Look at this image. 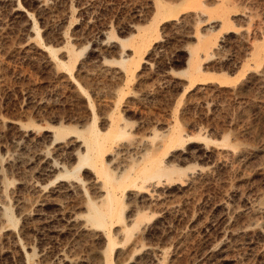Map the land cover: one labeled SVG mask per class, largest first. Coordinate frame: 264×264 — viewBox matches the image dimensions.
<instances>
[{
	"label": "rangeland",
	"instance_id": "374dc122",
	"mask_svg": "<svg viewBox=\"0 0 264 264\" xmlns=\"http://www.w3.org/2000/svg\"><path fill=\"white\" fill-rule=\"evenodd\" d=\"M95 115L125 129L114 172L168 168L118 190L111 264H264V0H0V207L17 225L0 216V264H107L84 221L106 189L92 166L65 176L86 144L53 128Z\"/></svg>",
	"mask_w": 264,
	"mask_h": 264
},
{
	"label": "bare ground",
	"instance_id": "6f19581e",
	"mask_svg": "<svg viewBox=\"0 0 264 264\" xmlns=\"http://www.w3.org/2000/svg\"><path fill=\"white\" fill-rule=\"evenodd\" d=\"M11 1V0H10ZM15 4V3H14ZM159 7V6H158ZM165 7V6H164ZM163 8L162 7H159ZM168 10H166L167 12ZM164 12V11H163ZM162 13V12H161ZM171 13V12H169ZM168 14V13H167ZM161 15V14H158ZM206 43V42H203ZM213 46V45H211ZM201 47H203L201 45ZM50 50H52L50 47H48ZM212 48V47H209ZM54 55L56 54L53 51ZM194 55V54H193ZM208 55V54H207ZM193 56L190 59V62H192ZM125 62V61H124ZM127 63V62H125ZM61 66L66 67L71 71V68L69 65L61 61ZM200 68V67H199ZM193 69V68H192ZM200 70V69H199ZM193 71V73L199 71ZM191 76V75H190ZM91 107L94 109V104L91 103ZM113 118V117H112ZM93 123L89 124L90 126L85 130L86 132L79 133L76 129H73L72 127L69 126H54V131H55V137L56 139L61 138V136L65 135L67 132H76L84 139V143L86 144V153L83 155H79L77 157V168L75 171H67V175L65 176H73L75 178H78V180H81V175H80V170L85 167V166H92L99 174V176L102 179V183L104 188L106 189L105 197L101 201H95L91 197H88L87 200V214L85 215V220L86 223L90 227L102 229L104 233H106L107 239H108V248L106 250V261L107 264H111V257L113 252L116 249V242L112 238V228L115 223H124L125 228H126V212L125 207L123 204V199L122 196H119L118 190L123 189V194L129 188L130 186L136 187L137 189H145L147 188V183L156 178H161L164 175H166V172L168 171L167 167L162 165V159H154L151 157H147L148 159V164L145 165L144 167L135 170L133 175L126 174L125 172H122L119 170L117 172H114L113 169L110 167L114 163L111 161V158L109 161L107 160L108 156V150L111 149L113 146L112 144L115 142V140L122 136H125V129L122 125L115 124L114 119H112V125L110 127V130L107 131L106 133H102L98 128H97V117L96 115L93 118ZM119 119V118H118ZM116 119V120H118ZM120 124V123H119ZM113 125H115L116 130L113 132ZM174 128V127H173ZM168 129V128H166ZM84 131V130H83ZM172 131V130H171ZM113 134V135H112ZM163 137H165L168 142L177 144L182 141V135L180 132L175 128L172 132L170 133H162ZM72 136V135H71ZM111 136H115L111 137ZM79 137V138H80ZM111 137V138H110ZM51 139V138H50ZM76 139V137H75ZM117 139V140H118ZM166 140V141H167ZM78 141V140H77ZM126 141V140H125ZM119 142V141H118ZM64 143V142H62ZM137 143V142H136ZM135 143V144H136ZM73 144V143H72ZM83 145V144H82ZM114 145V144H113ZM137 146V145H135ZM75 147V146H73ZM115 147V146H114ZM128 147V146H127ZM126 147V148H127ZM155 147V146H154ZM153 147V148H154ZM70 148V147H69ZM160 148V147H159ZM158 148V149H159ZM71 150V149H70ZM74 150V149H73ZM72 150V152H73ZM111 151V150H110ZM131 151V150H130ZM152 151V150H151ZM158 151V150H157ZM79 152V151H78ZM80 153V152H79ZM120 153V152H119ZM157 153V152H156ZM152 154V153H150ZM72 155V153H71ZM136 155V154H135ZM70 156V154H69ZM76 156V155H75ZM149 156V155H148ZM71 157V156H70ZM111 157V156H110ZM73 158V157H72ZM161 158V157H159ZM122 160V159H121ZM112 162V163H111ZM123 162V161H122ZM147 162V161H146ZM0 166L3 167V160H0ZM58 164V163H57ZM111 164V165H110ZM135 164V163H134ZM74 165V164H73ZM60 166V165H59ZM168 166V165H167ZM125 167V166H124ZM117 168V166H116ZM172 168V167H171ZM115 169V168H114ZM122 169V168H121ZM133 169H135L133 167ZM180 169V168H179ZM70 170V169H69ZM116 170V169H115ZM123 170V169H122ZM56 171V170H55ZM82 171V170H81ZM96 173V172H95ZM0 177L3 178L2 176V171H0ZM1 178V179H2ZM92 179V178H91ZM90 179V180H91ZM73 180V179H72ZM77 180V179H76ZM84 181V180H83ZM92 181V180H91ZM73 182V181H72ZM77 182V181H76ZM155 182V181H154ZM67 184V183H64ZM92 184V183H91ZM96 184V183H95ZM158 184V183H156ZM90 185V184H89ZM154 185V184H153ZM65 186V185H64ZM88 186V185H87ZM97 186V185H96ZM149 186V185H148ZM70 187V186H69ZM93 187V185H92ZM79 189V188H78ZM102 189V188H99ZM133 189V188H132ZM158 189V188H157ZM84 191V190H83ZM78 192V191H77ZM85 192V191H84ZM134 193V191H132ZM138 192V191H137ZM150 192V191H149ZM132 193V194H133ZM136 193V192H135ZM148 193V192H146ZM80 194V193H79ZM97 194V192H96ZM151 194V193H148ZM72 195V194H71ZM86 195V192H85ZM131 195V194H130ZM147 195V194H146ZM148 196V195H147ZM101 197V196H100ZM136 197V196H135ZM61 198V197H60ZM134 198V197H133ZM136 199V198H135ZM132 200V199H131ZM150 200V199H149ZM141 201V200H139ZM5 202V201H4ZM61 202V201H60ZM136 202V201H135ZM84 204V203H83ZM129 204V203H128ZM134 204V202H133ZM135 205V204H134ZM84 208V207H83ZM132 209V208H131ZM58 210V209H57ZM133 210V209H132ZM0 216H2V219L5 220L6 222L10 223L13 226L16 225V221L14 217L10 215V207L7 205L1 206L0 207ZM133 214V213H132ZM131 214V216H132ZM65 216V215H64ZM81 216V215H79ZM138 217V216H137ZM75 218V217H74ZM128 218V216H127ZM130 218V216H129ZM128 218V219H129ZM66 219V218H65ZM73 219V218H72ZM71 219V220H72ZM83 219V218H81ZM144 219V218H143ZM76 220V219H75ZM69 221V220H67ZM79 221V220H78ZM141 221V220H140ZM134 222V221H133ZM85 224V223H84ZM129 224V223H128ZM120 225V224H119ZM70 226V225H69ZM132 226V225H131ZM135 226V225H134ZM121 227V226H120ZM133 227V226H132ZM86 228V227H84ZM128 228V227H127ZM126 228V229H127ZM132 229V228H130ZM92 230V229H91ZM134 230V229H133ZM132 231V230H131ZM135 231V230H134ZM129 232V231H127ZM62 233V232H61ZM117 234V233H116ZM130 237V236H129ZM40 254V253H39ZM64 255V254H63ZM61 257V256H60ZM62 259V258H61ZM66 259V258H65ZM64 260V259H63ZM68 262V261H67ZM26 264H32L30 261V258H28Z\"/></svg>",
	"mask_w": 264,
	"mask_h": 264
}]
</instances>
